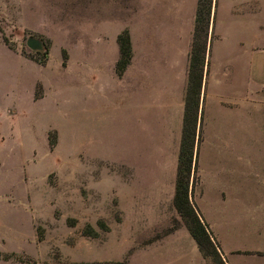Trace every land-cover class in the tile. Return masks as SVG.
Instances as JSON below:
<instances>
[{
    "label": "rangeland",
    "instance_id": "rangeland-1",
    "mask_svg": "<svg viewBox=\"0 0 264 264\" xmlns=\"http://www.w3.org/2000/svg\"><path fill=\"white\" fill-rule=\"evenodd\" d=\"M141 2L0 0V264H195L197 245L186 228L159 241L176 222L184 227L172 194L180 144L141 149L148 130L136 122L113 69L102 67L104 57L108 66L118 58L116 35ZM228 6L225 0L216 20L219 45L229 43ZM212 34L214 42L213 23L209 41ZM30 38L43 48L30 49ZM249 42V104L218 107L215 70L201 186L193 173L190 179L202 213L227 217L243 231L264 224V52L255 51L264 48V14L251 15ZM100 75L109 79L88 102L84 86ZM150 150L167 161L139 158ZM163 180L161 193L146 188Z\"/></svg>",
    "mask_w": 264,
    "mask_h": 264
},
{
    "label": "crops",
    "instance_id": "crops-1",
    "mask_svg": "<svg viewBox=\"0 0 264 264\" xmlns=\"http://www.w3.org/2000/svg\"><path fill=\"white\" fill-rule=\"evenodd\" d=\"M224 1L219 0L217 17ZM227 1L229 2L227 11L229 43L219 45L221 38L220 23L218 24L217 21L215 26L216 38L209 55L208 75L203 87L205 116L208 110L209 81L210 78L212 79L215 70H219V77L221 76L220 79H217L221 88V93L216 97L218 107L223 109L226 106L243 108L249 104L250 17L252 15L253 18H258L264 14V0ZM197 6L198 0H142L138 11L132 14L129 25L116 35V41L121 32L126 29L131 35L133 59L123 77H119L116 73V64L120 58L118 42V58L109 62L110 66L106 65L105 57L102 60L103 68L107 66L113 69L114 78L120 82L122 86L120 89L126 93L129 99V106L136 116V122L141 125V128L145 127L148 130L149 145L141 149L158 146V142L164 147H169L171 144L177 147L179 144L181 146ZM102 43V55L105 56V41L103 39ZM98 49L100 51L99 46ZM255 51L264 52V48L257 47ZM262 60H264V53ZM98 62L100 63V57ZM259 68L264 75V62L260 65V60ZM98 73L100 74V71ZM107 78L109 79L108 76L104 78L100 75L97 81L95 77L92 82L88 80L84 86L85 100L94 101V97L100 96V92L104 90V81ZM119 91L118 89L115 92ZM112 99L122 103V105L127 102L119 96ZM139 158L144 162L167 161L164 152L162 155H154L151 150L140 155ZM162 173L165 176L166 173ZM158 177L162 178L160 175ZM164 184L167 185L163 180L150 184L146 188L148 191L160 189L158 193H161ZM175 191L172 192L171 189L173 200ZM145 204L159 212L162 210L159 206L150 205V203ZM137 207L140 208L141 205L139 204ZM197 208L199 209L198 205ZM199 212L203 221L208 224L213 239L219 244L220 252L226 264H264V224L259 225L261 227L256 224L258 227L243 231L230 225L227 217L218 221L205 211L202 213L199 209ZM254 212L258 213L257 211ZM177 215L179 216L178 213ZM180 221L184 225L181 218ZM223 221H225L224 224H222ZM184 228H186L185 225L169 232L166 237L159 241L174 236ZM185 259L186 257L182 258L179 263ZM195 264H210L203 257L198 246Z\"/></svg>",
    "mask_w": 264,
    "mask_h": 264
},
{
    "label": "trees",
    "instance_id": "trees-1",
    "mask_svg": "<svg viewBox=\"0 0 264 264\" xmlns=\"http://www.w3.org/2000/svg\"><path fill=\"white\" fill-rule=\"evenodd\" d=\"M218 5L219 0H198L173 205L203 257L211 264H226L220 252V246L213 239L208 224L203 221L196 203L191 201V197L195 193V187L193 186L192 189L190 187L192 173L194 174V181L199 187L201 186L198 159L200 147L204 141L205 97L203 87L208 75L206 71L208 66L207 54L211 53L212 40H214L212 34L209 41L210 28L211 23H213L214 33ZM117 42L120 49V58L116 64V73L119 77H123L133 59V47L129 30L126 29L121 32ZM48 51H50V47ZM63 56V65L66 66L67 55L65 52ZM46 63L47 60L41 61V65ZM41 98L42 95L35 94V100ZM50 145L53 147L55 143L50 141ZM178 224L176 222L170 232L175 231Z\"/></svg>",
    "mask_w": 264,
    "mask_h": 264
},
{
    "label": "water",
    "instance_id": "water-1",
    "mask_svg": "<svg viewBox=\"0 0 264 264\" xmlns=\"http://www.w3.org/2000/svg\"><path fill=\"white\" fill-rule=\"evenodd\" d=\"M27 45L32 50H41L43 48L42 42L36 38H30Z\"/></svg>",
    "mask_w": 264,
    "mask_h": 264
}]
</instances>
